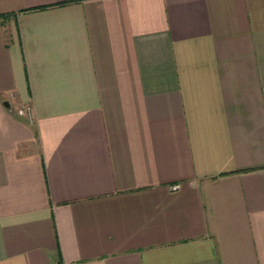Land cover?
<instances>
[{"label":"crops","instance_id":"crops-1","mask_svg":"<svg viewBox=\"0 0 264 264\" xmlns=\"http://www.w3.org/2000/svg\"><path fill=\"white\" fill-rule=\"evenodd\" d=\"M0 264H264V0H0Z\"/></svg>","mask_w":264,"mask_h":264},{"label":"built area","instance_id":"built-area-1","mask_svg":"<svg viewBox=\"0 0 264 264\" xmlns=\"http://www.w3.org/2000/svg\"><path fill=\"white\" fill-rule=\"evenodd\" d=\"M18 113L21 116H26L29 119L30 123H33V120H34L33 119V110H32L31 106L26 105V106L20 107L18 110ZM177 188H178V186L174 187V189H177Z\"/></svg>","mask_w":264,"mask_h":264},{"label":"water","instance_id":"water-1","mask_svg":"<svg viewBox=\"0 0 264 264\" xmlns=\"http://www.w3.org/2000/svg\"><path fill=\"white\" fill-rule=\"evenodd\" d=\"M6 105H8V103H6Z\"/></svg>","mask_w":264,"mask_h":264}]
</instances>
